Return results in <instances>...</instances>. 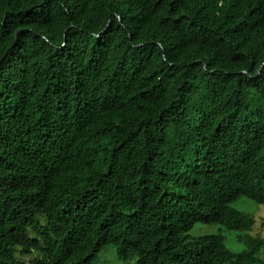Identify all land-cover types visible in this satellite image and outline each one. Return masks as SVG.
<instances>
[{"label": "trees", "instance_id": "trees-1", "mask_svg": "<svg viewBox=\"0 0 264 264\" xmlns=\"http://www.w3.org/2000/svg\"><path fill=\"white\" fill-rule=\"evenodd\" d=\"M242 198L264 203V0H0V264H264Z\"/></svg>", "mask_w": 264, "mask_h": 264}, {"label": "rangeland", "instance_id": "rangeland-1", "mask_svg": "<svg viewBox=\"0 0 264 264\" xmlns=\"http://www.w3.org/2000/svg\"><path fill=\"white\" fill-rule=\"evenodd\" d=\"M234 206L255 213L257 217V221H256L257 227L264 223V203L258 204L249 199L242 198L238 202L234 203ZM191 233L194 235L222 233L226 236V242L232 249L240 250L243 247V243L237 242L233 239L234 233L223 229L218 224L199 223L191 230ZM96 264H137V263L134 261L125 262L124 260L116 256L115 248L113 246H108L102 251L100 258L98 259Z\"/></svg>", "mask_w": 264, "mask_h": 264}]
</instances>
